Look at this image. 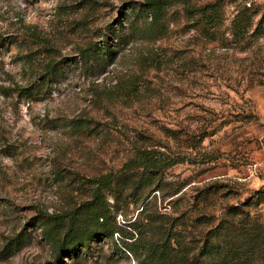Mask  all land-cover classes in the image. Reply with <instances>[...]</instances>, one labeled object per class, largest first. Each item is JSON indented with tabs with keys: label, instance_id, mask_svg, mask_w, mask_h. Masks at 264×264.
I'll return each mask as SVG.
<instances>
[{
	"label": "rangeland",
	"instance_id": "374dc122",
	"mask_svg": "<svg viewBox=\"0 0 264 264\" xmlns=\"http://www.w3.org/2000/svg\"><path fill=\"white\" fill-rule=\"evenodd\" d=\"M145 2L0 0V264H193L178 253L157 261L147 239L123 237L146 193L125 218L101 189L106 225L97 202L84 206L92 180L119 177L134 147L153 145L179 161L147 200L169 212L175 241L194 253L217 223L200 215L218 217L264 187V35L222 48L181 3L166 8L161 27L135 17L130 7ZM235 8L224 7L225 31ZM103 34L117 51L112 62L85 65L81 51L104 46ZM210 186L215 194L197 198ZM251 211L264 221V203ZM73 214L81 238L70 235L65 242L76 247L58 256Z\"/></svg>",
	"mask_w": 264,
	"mask_h": 264
},
{
	"label": "trees",
	"instance_id": "16d2710c",
	"mask_svg": "<svg viewBox=\"0 0 264 264\" xmlns=\"http://www.w3.org/2000/svg\"><path fill=\"white\" fill-rule=\"evenodd\" d=\"M226 1L228 2L226 3ZM229 2L235 3L236 8L230 25L225 31L222 29L224 7ZM237 2L238 0H211L195 6L191 4L190 0H146L143 9L131 6L130 12L135 17L139 14L149 15L152 23L161 27L166 8L175 3H181L186 14L194 20L195 29L203 38L209 42L219 43L222 48L243 46L242 49H244L249 40H256V37L264 35V7H256L243 1ZM103 35L105 37L104 46L93 43L81 51V59L85 65L89 63L90 66L95 63L107 65L105 63L112 62L117 51L109 48L107 35ZM125 38V35H119L118 40L127 43L128 40ZM0 44H3L1 37ZM151 146L153 145L134 147V155L123 163L120 170L122 173L119 177L114 172H110L92 180L96 181L97 185L91 184L92 199L86 204L83 203L84 206L97 202L100 208L97 212V219L106 225L110 216V205L107 202V197L103 196L101 189L109 191L114 200L112 208L115 209L116 213H122L125 218L127 214L123 210H127L131 205L136 207V201L142 197V193H146L140 210L135 208L138 210L136 216L130 218L128 223H124L127 226V232L123 237L135 243L147 239L150 254L157 256V261L167 255L176 258L180 254V258L186 263H188L191 255L193 264L199 261H203L205 264H264V221H260L258 216L251 211L253 207L264 203V187L253 191L242 202L227 204L218 217L200 215L196 219L200 223L209 218L212 220L217 218V223L210 229V233L205 234L201 247L194 253L191 247L186 245L185 239L183 244L175 241V223L169 212L160 213L155 202L151 203L150 200H147L151 195L149 193L161 190L158 188V183L161 182L159 178L162 171L168 165L179 162H167L164 154L157 148H150ZM180 190L170 192L167 196H174ZM216 192V187L210 186L203 193L201 192V195H197V198L204 196L208 198L207 196ZM154 197L155 195H153ZM81 206L83 205L81 204ZM110 229L106 230L113 233L114 230ZM70 235L81 238L74 226V214L71 216L69 228L63 237L64 240L59 244L58 256L71 253L76 247L75 245L73 248L67 246L65 241ZM215 237L217 239L213 241ZM160 239L161 241H159Z\"/></svg>",
	"mask_w": 264,
	"mask_h": 264
}]
</instances>
